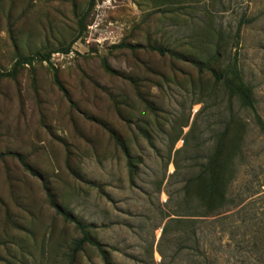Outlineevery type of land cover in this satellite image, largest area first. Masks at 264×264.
<instances>
[{
  "label": "rangeland",
  "instance_id": "obj_1",
  "mask_svg": "<svg viewBox=\"0 0 264 264\" xmlns=\"http://www.w3.org/2000/svg\"><path fill=\"white\" fill-rule=\"evenodd\" d=\"M90 2L0 0V264H264V134L193 64L238 54L264 121V0H95L80 34ZM216 156L227 194L210 208ZM48 194L107 261L74 252Z\"/></svg>",
  "mask_w": 264,
  "mask_h": 264
},
{
  "label": "trees",
  "instance_id": "obj_2",
  "mask_svg": "<svg viewBox=\"0 0 264 264\" xmlns=\"http://www.w3.org/2000/svg\"><path fill=\"white\" fill-rule=\"evenodd\" d=\"M95 5V0H91L89 8L85 14V16L80 20L79 22V33L82 34L86 30V23L85 20L88 17L90 11L93 9ZM246 23H249L246 21ZM240 35H241V26L239 27L236 35H235V40L238 43L240 40ZM76 40L71 42L67 47L61 48L57 51H51L47 54H42V53H35L34 55H30L27 57H20V59L17 61L15 64V68L12 71V74H9L10 76L14 75L17 73L18 69L23 67L24 65H32L34 61H41V62H49L51 59V56L56 53H63V54H69L71 52L72 46ZM148 49L152 52H156L161 56H171V57H178V55L172 51H169L165 48L162 47H144L141 45H131V44H125L121 43L119 45L113 46L112 50L114 51H123V50H130V51H139V50H144ZM219 56V55H218ZM197 69L201 72L203 71H209L212 73V76L217 84L223 85L225 90L234 98H237L241 106L249 111L252 112L253 117H254V122L256 126L259 128V130L264 134V121L262 117L260 116L258 109H257V101L256 98L254 97V92L253 88L248 85L243 77V73L241 71V67L239 64V57L238 54L232 57L228 65L223 71L216 72L212 70V68L208 64H202V63H193ZM115 137V140L118 145L121 146L122 150L124 152L126 151V154L128 155L127 148L121 141V139L113 135ZM219 154H221V150L218 151ZM220 157L216 156L213 158V160L210 163V167L208 169L209 174H211L210 178V185H209V190H208V196L205 201H207V206L212 208L215 205H222L226 201V194H227V188H226V183L224 182V176L221 174L219 170H217L216 165L219 163ZM21 164L23 167L31 172L34 173V170L30 168V166L24 161L20 160ZM50 204L51 206L60 214L62 215L67 221L72 222L77 224L80 233H81V238L75 242V249L74 252H80L83 250V248L86 245H90L99 252L100 256L104 260H108L109 258V253L108 251L104 248V246L98 242L95 238L92 237L91 235V227L88 225H83L75 220L71 216V214L66 213L60 209V207L55 203L53 200V197L48 194ZM165 232V229H164Z\"/></svg>",
  "mask_w": 264,
  "mask_h": 264
}]
</instances>
